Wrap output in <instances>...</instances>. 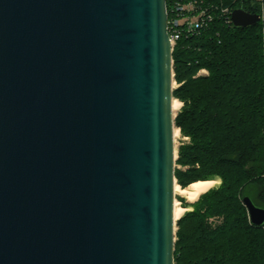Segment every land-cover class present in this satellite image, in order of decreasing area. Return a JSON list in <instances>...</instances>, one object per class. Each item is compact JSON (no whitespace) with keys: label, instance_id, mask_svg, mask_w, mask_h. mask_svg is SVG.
Wrapping results in <instances>:
<instances>
[{"label":"water","instance_id":"obj_1","mask_svg":"<svg viewBox=\"0 0 264 264\" xmlns=\"http://www.w3.org/2000/svg\"><path fill=\"white\" fill-rule=\"evenodd\" d=\"M167 19L166 0H0V264H175Z\"/></svg>","mask_w":264,"mask_h":264},{"label":"trees","instance_id":"obj_2","mask_svg":"<svg viewBox=\"0 0 264 264\" xmlns=\"http://www.w3.org/2000/svg\"><path fill=\"white\" fill-rule=\"evenodd\" d=\"M210 1L262 15L257 0ZM263 42L264 20L237 29L217 17L173 50V97L183 104L175 125L189 140L178 149L177 184L221 181L195 204L181 199L191 211L177 222L175 264H264V226L252 225L243 203L264 208Z\"/></svg>","mask_w":264,"mask_h":264},{"label":"built area","instance_id":"obj_3","mask_svg":"<svg viewBox=\"0 0 264 264\" xmlns=\"http://www.w3.org/2000/svg\"><path fill=\"white\" fill-rule=\"evenodd\" d=\"M257 1L261 6L260 22H262L264 20V0ZM166 11L167 33L172 51L183 37L200 35L217 17L224 18L227 24L233 25L234 11L229 7L220 8L210 0H169V4L166 0Z\"/></svg>","mask_w":264,"mask_h":264},{"label":"bare ground","instance_id":"obj_4","mask_svg":"<svg viewBox=\"0 0 264 264\" xmlns=\"http://www.w3.org/2000/svg\"><path fill=\"white\" fill-rule=\"evenodd\" d=\"M181 107H182V103L174 99L172 105L174 116L177 115ZM179 136H180V132L179 130L176 129V131L174 132V139L176 140L177 138H179ZM220 185H221V181L217 184L215 183V180L197 182L190 185L186 189H183L179 185H176L175 194L185 197L188 203H195L200 198L201 195L207 193L212 189L219 188ZM190 211L191 208H184L179 202H176L175 211H174L175 221H179L185 215V213H188Z\"/></svg>","mask_w":264,"mask_h":264},{"label":"rangeland","instance_id":"obj_5","mask_svg":"<svg viewBox=\"0 0 264 264\" xmlns=\"http://www.w3.org/2000/svg\"><path fill=\"white\" fill-rule=\"evenodd\" d=\"M200 75H208V72L206 71V72H201V74ZM177 87V83L175 82L174 83V89ZM179 101V100H178ZM183 108V104H182V107H181V109ZM181 109H180V111H181ZM180 111L177 113V115H176V117L178 116V114L180 113ZM178 130V129H177ZM179 132H180V130H179ZM189 140L187 139V138H183L182 137V135H181V132H180V136H179V138H177L176 140H175V145H176V149L178 150L179 149V147L184 143V142H188ZM177 167V166H176ZM209 192V191H208ZM207 192V193H208ZM207 193H205V194H207ZM205 194H203V195H205ZM203 195H201V196H203ZM201 196H200V198H201ZM199 198V199H200ZM181 199H184V201H186L187 202V200H186V198L185 197H183V196H180V195H176V202H179L181 205H182V200ZM198 199V200H199ZM197 200V201H198ZM196 201V202H197ZM175 202V203H176ZM195 202V203H196ZM188 203V202H187ZM195 203H189V204H195ZM183 206V205H182ZM184 207V206H183ZM186 214V213H185ZM178 222V221H177Z\"/></svg>","mask_w":264,"mask_h":264},{"label":"clouds","instance_id":"obj_6","mask_svg":"<svg viewBox=\"0 0 264 264\" xmlns=\"http://www.w3.org/2000/svg\"><path fill=\"white\" fill-rule=\"evenodd\" d=\"M219 182H220V178H219V177H217V178H216V180H215V183H217V184H218Z\"/></svg>","mask_w":264,"mask_h":264}]
</instances>
